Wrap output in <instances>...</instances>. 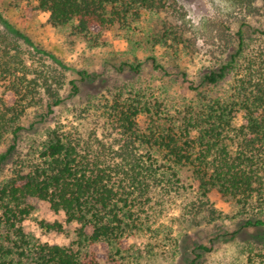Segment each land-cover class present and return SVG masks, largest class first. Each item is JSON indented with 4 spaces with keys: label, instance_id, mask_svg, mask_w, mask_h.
Masks as SVG:
<instances>
[{
    "label": "trees",
    "instance_id": "obj_1",
    "mask_svg": "<svg viewBox=\"0 0 264 264\" xmlns=\"http://www.w3.org/2000/svg\"><path fill=\"white\" fill-rule=\"evenodd\" d=\"M26 1L47 12L53 27L71 26L74 34L96 43L104 30L117 25L129 30L144 12L158 15L174 2ZM232 1L241 7L246 3ZM242 28L236 33V50L205 74L202 86L207 89H194L187 103L169 107L140 87H117L89 104L91 116L103 120L102 135L110 139L91 130L85 135L59 126L49 130L36 158L17 165L0 184V226L9 242H0V264H98L82 250L110 245L142 228L141 213L148 216L156 195L187 189L184 171L200 197L217 191L239 206L263 208L264 41L250 45ZM259 34L264 36V31ZM220 40L231 42L226 36ZM13 71L0 57V75H11V85L0 97V146L8 138L12 141L7 154L16 148L19 122L34 100L22 93V80ZM228 79L221 95L210 93ZM46 91L51 113L61 99L51 87ZM28 199L46 202L53 212L64 214L67 224L79 226L77 250L27 239L22 224L32 211ZM263 224L260 219L246 223ZM47 227L62 229L59 223Z\"/></svg>",
    "mask_w": 264,
    "mask_h": 264
},
{
    "label": "rangeland",
    "instance_id": "obj_2",
    "mask_svg": "<svg viewBox=\"0 0 264 264\" xmlns=\"http://www.w3.org/2000/svg\"><path fill=\"white\" fill-rule=\"evenodd\" d=\"M173 1L158 15L144 12L129 30L118 25L104 30L96 43L74 34L71 26L53 27L49 14L36 10L34 3L0 0V57L22 80V93L34 97L19 122L16 148L7 154L9 138L0 146V184L17 165L36 158L47 132L58 126L110 139L102 135L103 120L96 121L89 107L109 90L137 86L169 107L182 105L194 98V89H207L202 86L205 74L236 50L241 27L250 45L264 41L259 34L264 31V0H246L243 7L232 0ZM224 36L230 44L220 40ZM10 76L0 75V97L11 85ZM229 80L210 93L221 95ZM46 87L61 99L51 113ZM182 176L187 189L156 195L148 216L141 213L142 228L110 245H91L82 255L98 264H264V224L246 225L256 219L264 223V207L239 206L217 191L200 197L188 173ZM27 203L32 206L22 224L27 239L78 249L77 224H67L64 214L46 202ZM54 223L62 229L47 227ZM6 234L0 226V242L7 246Z\"/></svg>",
    "mask_w": 264,
    "mask_h": 264
}]
</instances>
